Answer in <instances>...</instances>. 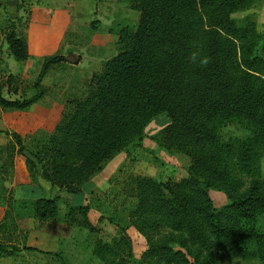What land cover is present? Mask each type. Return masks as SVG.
Wrapping results in <instances>:
<instances>
[{
  "label": "trees",
  "instance_id": "1",
  "mask_svg": "<svg viewBox=\"0 0 264 264\" xmlns=\"http://www.w3.org/2000/svg\"><path fill=\"white\" fill-rule=\"evenodd\" d=\"M127 1L139 13L136 30H121L118 55L35 152L11 136L14 142L3 149L9 167L20 155L29 180L78 196L117 155L141 147L145 128L165 115L167 126L154 143L188 157V177L167 183L133 177L129 220L147 250L135 262L120 229L110 243L94 242L93 257L101 264H264V31L249 17L241 25L233 19L250 0ZM5 40L17 62L28 59L24 40L14 32ZM61 61L47 60L39 80ZM41 97L9 102L0 90V108L24 111ZM228 124L249 135L222 142ZM211 191L225 197L223 207L214 206ZM29 195L25 190L22 200ZM59 202L34 195L17 209L29 207L38 224L53 223L60 219ZM89 212L70 206L63 220L95 233ZM12 254L0 247V258Z\"/></svg>",
  "mask_w": 264,
  "mask_h": 264
},
{
  "label": "rangeland",
  "instance_id": "2",
  "mask_svg": "<svg viewBox=\"0 0 264 264\" xmlns=\"http://www.w3.org/2000/svg\"><path fill=\"white\" fill-rule=\"evenodd\" d=\"M47 2L0 0L1 97L22 103L42 92L41 99L24 111L0 108V247L13 252L11 257L0 258V264H101L92 255L94 242L110 243L120 229L126 230L133 259L138 263L147 245L129 220L136 201L128 193L127 184L135 176L150 177L159 183L180 182L188 177L190 167L188 157L167 153L154 143L153 138L167 126L165 115L145 128L141 147L133 146L117 155L78 196L51 186L42 187L39 178L29 180L23 158L16 156L9 167L11 160L3 151L10 141L14 142L11 136L16 134L28 153L35 152L72 112L74 104L87 96L93 77L118 55L121 30L133 32L139 21V13L130 9L127 0L93 1L94 12L89 13L94 14L83 19L63 14H35V4ZM246 17L264 31V0H250L249 9L233 19L241 25ZM10 32L25 41L29 55L26 61L17 62L12 57L5 40ZM53 58L62 61L50 67L39 80L44 63ZM248 135L237 125L228 124L220 132V140L227 142ZM25 190L31 198L59 197L60 219L38 224L29 207L17 209L30 201V197L22 200ZM210 197L216 208L226 204L220 193L211 191ZM73 204L90 208L88 218L95 233L64 222L66 208ZM24 247L36 252H26ZM241 264L260 263L250 260Z\"/></svg>",
  "mask_w": 264,
  "mask_h": 264
},
{
  "label": "crops",
  "instance_id": "3",
  "mask_svg": "<svg viewBox=\"0 0 264 264\" xmlns=\"http://www.w3.org/2000/svg\"><path fill=\"white\" fill-rule=\"evenodd\" d=\"M93 1H95L97 3V0H93ZM93 1H91V0L90 1L89 0H48V2L44 3V4H42V3L35 4L36 6H35V8H33V10H34L35 14H40V15H43V14H45V15L63 14L66 16H78L80 19H83L81 17L85 18V15L94 14V13H89V12H94V8H95L96 3H94ZM39 184L45 188L50 187V184H48L42 180L39 181ZM87 185H85V186H87ZM83 189H82V191H83ZM83 205L73 204L72 206H83ZM56 236L60 237L61 235L56 234Z\"/></svg>",
  "mask_w": 264,
  "mask_h": 264
}]
</instances>
